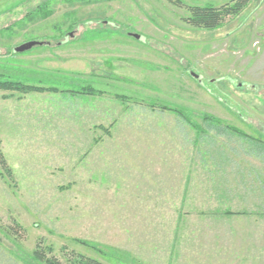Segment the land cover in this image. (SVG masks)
Wrapping results in <instances>:
<instances>
[{
  "label": "rangeland",
  "instance_id": "obj_1",
  "mask_svg": "<svg viewBox=\"0 0 264 264\" xmlns=\"http://www.w3.org/2000/svg\"><path fill=\"white\" fill-rule=\"evenodd\" d=\"M47 1L48 18L22 20ZM185 16L166 0H0V74L57 90H0V264L48 248L62 263L190 264L207 238L236 247L222 212L264 220V149L202 119L264 142V0L213 30ZM29 41L43 45L13 53Z\"/></svg>",
  "mask_w": 264,
  "mask_h": 264
},
{
  "label": "trees",
  "instance_id": "obj_2",
  "mask_svg": "<svg viewBox=\"0 0 264 264\" xmlns=\"http://www.w3.org/2000/svg\"><path fill=\"white\" fill-rule=\"evenodd\" d=\"M82 1V0H81ZM84 1V0H83ZM170 4L174 5L179 9H184L187 11V16L182 18V22L196 29H209L213 30L218 27L224 25V23L233 18H237L246 8L250 7L253 0H230L219 6L212 5H204V6H192L184 3L182 0H166ZM48 1L38 5L32 12L24 16L22 20L27 18L34 19V17H39L42 19H46L51 15V11L47 9ZM5 78V79H3ZM0 90L1 91H9V92H17L21 94H27L31 92H56L55 88H43L37 87L34 85L23 84L20 81H12L9 78L5 77L4 74H0ZM72 92V91H66ZM76 93L94 95L103 93L101 91L94 90L90 86L82 87L81 91ZM118 98L123 96L115 95ZM160 108L169 112L174 113L184 122H186L191 128H193L197 133H205L206 131L202 129L199 125L191 121L186 113L177 107H169L166 105H160ZM204 124L208 129H214L216 133L223 135H232L236 136L239 139L246 140L250 144L255 145L261 149H264V142L254 138L252 136L247 135L245 132L239 130L236 127L229 126L223 124V122L215 118L211 115H204L202 117ZM0 170L5 171V173L9 174V168L6 163V160L3 154L0 152ZM224 216H233V215H242V213L232 212V211H224L222 212ZM12 230V229H11ZM15 233V230H13ZM93 249H96L93 245H89ZM50 248L48 249H35L30 259L35 261L37 264H103L100 261L85 256V255H73L67 262L62 263L57 258L52 255H48L50 253Z\"/></svg>",
  "mask_w": 264,
  "mask_h": 264
},
{
  "label": "crops",
  "instance_id": "obj_3",
  "mask_svg": "<svg viewBox=\"0 0 264 264\" xmlns=\"http://www.w3.org/2000/svg\"><path fill=\"white\" fill-rule=\"evenodd\" d=\"M67 41L68 39L60 44L64 45ZM221 217L230 219L229 227L223 230L229 232V238H236V247L230 248L229 243L226 242L211 244L212 239L207 238V244L200 251L191 254L190 264H264V220L252 221L242 215ZM219 223H227V221L221 219ZM208 224L207 221L206 225ZM223 230H217V234L212 237L225 238L226 234ZM207 231L209 232L208 228ZM219 246L223 249L218 248Z\"/></svg>",
  "mask_w": 264,
  "mask_h": 264
},
{
  "label": "water",
  "instance_id": "obj_4",
  "mask_svg": "<svg viewBox=\"0 0 264 264\" xmlns=\"http://www.w3.org/2000/svg\"><path fill=\"white\" fill-rule=\"evenodd\" d=\"M133 36L137 39H140L137 35H133ZM41 45H43L42 42L29 41V42H25V43H22L16 47H14L12 51H13V53H23V52H26V51L32 49L35 46H41Z\"/></svg>",
  "mask_w": 264,
  "mask_h": 264
}]
</instances>
